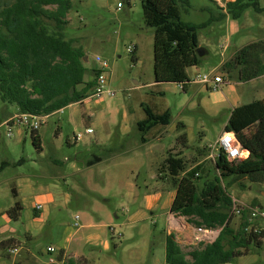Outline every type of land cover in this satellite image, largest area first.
Segmentation results:
<instances>
[{
	"label": "rangeland",
	"instance_id": "rangeland-1",
	"mask_svg": "<svg viewBox=\"0 0 264 264\" xmlns=\"http://www.w3.org/2000/svg\"><path fill=\"white\" fill-rule=\"evenodd\" d=\"M118 3L122 4L121 8ZM179 5L183 21L199 25L207 23L206 27L199 30L198 37L199 46L205 47L208 54L203 56L201 65L188 68L190 80L197 73H213L223 77L226 84L239 81L237 71L229 77L221 67L214 68L223 58L222 54H228V47L235 53L247 44L264 41V11L258 13L248 8L239 19H232L226 14L223 0H189V3L180 2ZM260 5L264 7V0H260ZM222 13L226 14L224 19H220ZM68 19L66 38L78 39L76 45L82 46L88 56V61H85L88 68H95L97 56L107 63L106 89L115 92V95L105 93L99 98L90 96L83 103L69 105L66 111L45 118L38 130L42 139L41 150L33 145L29 130L23 131L15 125L13 135H6L8 126L5 120L16 108L0 100V216L3 210H8L19 200L12 188L20 179H30L36 189L48 186L56 194L63 191L74 195L71 208L58 219L49 220L43 235L37 240L36 251L40 254L37 260L41 264H48L49 256L45 253L47 244L58 246L60 230L62 232L64 227H68L74 232L76 224L82 222L77 221L76 215H80L82 220L84 211L90 210L87 207L90 202L82 201L83 197L79 200L85 193L88 199L104 205L102 213L94 214V221L104 225L97 231L111 244L108 251L100 246L89 253L86 248L84 254L89 255L91 264H165L166 213L170 209L176 186L172 178L165 181L152 180L149 174L161 163L163 151L178 145L184 151L181 156H188L186 168L198 169L196 183L203 187L215 174L217 156L211 157V147L223 133L230 108L227 104H211L212 91L207 90L203 84L191 83L186 90H182L178 83L155 82L154 28L146 25L140 0H72ZM261 57L264 61V54ZM86 79H92L91 73L86 75ZM238 90L242 97L241 104L264 99V76L241 84ZM201 98L210 103L207 111L199 106ZM144 105L155 112L170 110L172 115L170 126L159 125L147 133L150 142L146 145L137 127V123L145 117ZM86 114H94L92 123ZM180 122L188 126L185 129L188 134L186 145L178 138L183 132L176 128ZM89 127L93 130L91 134L86 133ZM158 131H161L162 140L153 138ZM79 133L81 138L74 143V135ZM93 140L98 143L92 151L94 154L104 157L105 150L117 149L120 152L126 148L130 151L124 158L126 166L140 165L141 168L132 174V182L136 185L132 203L126 201L125 192L119 194V179L126 169L123 162L119 164L120 171L113 169L115 161L106 160L95 166L94 182L91 185L84 183V190L80 191L82 194L76 193V182L83 176L72 174V158L78 157L84 161L91 157L92 154L86 152V146L92 144ZM213 152L219 153L217 149ZM54 159L62 164L53 163ZM2 163L5 165L2 166ZM53 172L64 176L54 177ZM113 174L114 177L119 176L118 180H113ZM242 181L247 189L244 191L239 184L234 185L229 190L233 199L237 200V204L255 200V206L264 210V184L249 183L245 179ZM145 195L159 197L156 207L151 211L143 207ZM40 202L32 207V203L27 205L21 202L23 209L19 220H10L8 224L0 222V238L14 235L24 240L30 225L28 212L35 213L36 207L42 205ZM240 206L243 207V204ZM140 209L148 213L147 217L131 222L129 216ZM104 213L109 215V219L101 216ZM42 214L43 211L36 218H41ZM110 225L116 228L115 233L110 231ZM195 246L183 245L185 250ZM16 259L17 254H10L7 248L0 247V264H12Z\"/></svg>",
	"mask_w": 264,
	"mask_h": 264
},
{
	"label": "trees",
	"instance_id": "trees-1",
	"mask_svg": "<svg viewBox=\"0 0 264 264\" xmlns=\"http://www.w3.org/2000/svg\"><path fill=\"white\" fill-rule=\"evenodd\" d=\"M223 1L226 14L232 19H239L248 8L258 13L264 11L260 0ZM140 2L146 25L154 28L155 82L183 84L186 90L190 81L188 68L203 62V56L197 53L198 32L207 23L199 25L182 20L179 3H189V0ZM71 9L72 0H0V100L15 105L19 113L50 116L69 105L82 103L93 94L98 70L86 65L87 54L82 46L76 45L78 39L66 38ZM226 14L222 13L220 19ZM262 54L264 41L247 44L221 68L229 77L237 71L239 81L264 76ZM133 61L136 62L134 56ZM90 73L92 79L87 80L86 75ZM143 110L145 117L137 123L143 136L156 126L171 123L170 110L155 112L147 105ZM178 126L184 128L182 123ZM225 130L235 134L249 156L231 162L219 151L215 174L203 187L196 183L198 169L182 175L186 161L179 154L170 153L159 169L166 172L176 186L170 211L196 228L220 231L213 242L200 241L189 250L180 245L174 233L166 234L165 264H224L261 247L264 233L253 227L248 209L243 210L240 223L232 225L234 200L229 190L236 184L245 190L247 185L243 179L264 184V99L234 108ZM31 136L33 145L41 150L38 131H31ZM178 138L186 144L185 131ZM12 191L16 197L14 189ZM22 209L21 203L16 201L6 213L17 221ZM14 244L13 239H7L0 242V247L13 249ZM62 255L58 256L59 260ZM74 263L70 259L66 264Z\"/></svg>",
	"mask_w": 264,
	"mask_h": 264
},
{
	"label": "crops",
	"instance_id": "crops-1",
	"mask_svg": "<svg viewBox=\"0 0 264 264\" xmlns=\"http://www.w3.org/2000/svg\"><path fill=\"white\" fill-rule=\"evenodd\" d=\"M233 30V29H232ZM234 31V30H233ZM228 54H222L224 55L222 59H220L218 61V63L216 64L215 68H220L222 67V65L228 61L233 55L234 52L230 50V47L227 48ZM208 54V52L204 55V57ZM203 57V58H204ZM221 77V76H220ZM263 77V76H261ZM223 78V77H222ZM260 78V77H258ZM257 79V78H255ZM255 79L249 80V81H237L231 83L228 82V84L225 83V80L223 78V82L219 83V84H214L213 82L207 84V85H203L207 90H211L212 92H210V100H212L211 104L214 105H224L227 104L229 109L228 112V116H227V120L224 122V130H225V126L228 122V119L231 115V112L234 108L242 105L241 104V93L238 90V87L241 84L247 83V82H252ZM225 86V90L223 89V87ZM222 88V89H221ZM202 90H204L202 88ZM201 91V90H200ZM85 101V100H84ZM83 101V102H84ZM82 102V103H83ZM209 101L205 98H201L200 99V104L199 106L207 111V109H209ZM16 111L11 114L10 116H7L6 120L7 121L9 118H11L14 115L19 114L18 108L15 106ZM67 108V107H66ZM66 108L52 114V116L57 115L59 113H62V111H66ZM204 111V112H205ZM77 114V113H76ZM87 115V114H86ZM51 116V115H50ZM49 116H46L45 118L47 119ZM87 119H89L91 121V123L93 122V118H94V114H90L87 115ZM104 122V121H103ZM171 123H172V119H171ZM171 123L167 126H170ZM182 123V122H180ZM184 125V128L180 129V127L177 125L176 128L177 130L180 129V131H185V129H188V126L185 123H182ZM90 125V124H89ZM90 128V127H89ZM174 128V127H173ZM23 131H26L25 129H22ZM223 130V131H224ZM151 131V130H150ZM93 133V132H92ZM187 134V133H186ZM188 136V134H187ZM157 140H162V134L161 131H158L155 133V135H153V138H156ZM74 143H77L80 139H76L75 135H74ZM142 141L146 144H148L150 142V138L147 136V134H145L143 136ZM186 145V144H184ZM98 146V143L96 141L93 140L92 144L86 146V152H89L92 154L91 157L85 158L84 161H82L80 158H72L73 162L71 163V170H72V174L75 175H81L83 176V178L81 180H78L76 183V193L81 195L82 193H80L81 190H84V183H87V185H91L94 180H95V176L93 174V170L94 167L97 165L102 164L104 161L106 160H110V161H115L114 165H113V169L116 168L117 171H120L119 168V164L120 162H123L126 166V159H124L126 157V155H129L130 151L127 150L126 148H122L121 151H117V149H108L104 151V157L94 154L92 151L95 147ZM139 146V145H138ZM134 150H132L133 152ZM164 154L162 155V160H161V166H159L160 164L156 165L154 167V172L149 174V178H151L152 180H157V179H162V180H170V176L164 172L161 173L159 171V169L163 166L166 158L168 157V155L171 154H179V156H181L183 154V149L179 148L178 145H173L171 146L169 149H167L166 151H163ZM121 155L120 158L117 157V155ZM249 156V151L245 150L243 153V157L244 159L247 158ZM182 157V156H181ZM186 157L185 156L184 160L186 161ZM100 160L99 162H96L97 160ZM68 160V159H66ZM53 163L59 165L62 164L61 161L54 159ZM141 167L139 164H129V166H126V169L124 170V172H122V176L119 179V194H121L122 192H125V197H126V201H128V203H132L135 199V194H136V185L135 183L132 182V174L134 171L139 170ZM191 168H186V171L182 173V175H185V173L189 170H191ZM54 177H63L64 175L60 174V173H55L53 172ZM118 175L114 177V174L112 175L113 180H118ZM34 185L31 184L30 179L28 178H24V179H20L18 184L16 183L12 189H14V191L16 192V198L19 199L17 201H21L22 203H25L27 205L31 204L32 206H34L38 201H42V207L40 210H35V213L32 212H28V219L30 221V225L27 227V231L25 234V239L24 240H20L18 237L14 236V235H7V236H3L0 238V242L3 240H7V239H13L14 241V248L15 252L14 253H10L8 248V252L10 254H17L18 255V259H16L15 261H19L22 262L24 264H41L38 260H37V256L40 255L37 251H36V247H38L37 240L43 235L44 232V228L47 226V223L49 220L51 219H58L63 212L68 211L73 203V198L74 195L68 193V192H59V193H54L53 190H51L50 187L45 186V187H38V189H36V187H33ZM234 187V185L232 186V188ZM231 188V189H232ZM57 189V187H56ZM247 189V188H246ZM246 189L244 191H246ZM37 191V192H36ZM36 192V193H35ZM35 193V194H34ZM116 193L118 194V191H116ZM176 195V192H175ZM174 195V197H175ZM81 198L79 200H83L84 202H90V206H87L90 208V210L88 211H84V215L81 217L80 215H78V220L77 221H82L81 224H78L77 229L74 232H71L70 229L68 227H64L62 229V232L60 230L61 236H59L57 244L58 246H56L54 243H48L47 247H54L55 248V252L53 254H48L47 253V248H45V253L48 254V256H55L58 260V262L56 264H66L68 260L72 259L75 263L74 264H91V260L89 258V255H85L84 251L87 249H89V253L93 251V249L102 246L103 250L108 251L111 248V244L109 241L104 240L103 239V235L102 233H99L97 230H99L100 226H104L103 224L98 225V223H95L94 221V214H100L104 211V205H102L101 203L99 204L98 201L96 200H90L88 199L89 197H85V193L82 194L80 196ZM173 197V200H174ZM158 195H145L144 199H143V207L144 209H146V211L148 210H152L156 207V204L158 202ZM253 199V198H252ZM173 200H171L173 202ZM254 200V199H253ZM107 201V200H106ZM16 202V201H15ZM20 202V203H21ZM172 202L170 204V208L172 205ZM41 203V202H40ZM254 201H245V202H240V205L243 204L244 206H254ZM24 204V205H25ZM92 206L94 209H92ZM7 210H3L1 212V216L0 218H2L0 220V222H3L5 224H8V222L12 219H10L6 213ZM43 211V216L41 218H36L39 217L41 212ZM144 211L143 209L137 210L136 212H134L133 214H131L129 216V219L132 221L135 220H139V219H144L147 217L148 213ZM152 214V213H151ZM76 215V216H77ZM242 215V214H241ZM241 215H237L235 217H233L232 220V225L237 226L240 221H241ZM102 217H106L109 219V215L106 213L101 214ZM8 220V221H7ZM111 220V219H110ZM251 222V221H250ZM253 223V227L256 228V230L263 232L264 233V222L262 221V219H256L254 221H252ZM96 228V231H93V229ZM110 231H112L113 233L116 232V228L113 227L112 225L109 226ZM219 230H217L216 232L214 231V233L212 234L211 237H207L204 234H198L197 230L195 227L190 226V224L186 221V219L182 216H177L174 213H172L169 209V211L166 213V234H171L174 233L177 237L178 242L180 243L181 246H185V245H197L200 241H206L208 243H211L217 236ZM57 233H59V228H57ZM56 233V234H57ZM164 243H165V239H164ZM165 245V244H164ZM264 237L262 238V244H261V250H250L246 255L240 256L238 258H236L234 261L228 262V263H224V264H264ZM63 253L62 255V260L58 259V256ZM14 261V262H15ZM79 261H82L79 262Z\"/></svg>",
	"mask_w": 264,
	"mask_h": 264
},
{
	"label": "built area",
	"instance_id": "built-area-1",
	"mask_svg": "<svg viewBox=\"0 0 264 264\" xmlns=\"http://www.w3.org/2000/svg\"><path fill=\"white\" fill-rule=\"evenodd\" d=\"M118 7L121 8L122 4L118 3ZM130 50H133L130 48ZM107 68V63L104 62L101 57L97 56L95 61V69L98 70V75L96 76V81L93 89V94L91 96L99 98L102 97L103 94L115 95V92L106 89V85L108 82V78L105 75V69ZM213 82L214 84H219L223 82V78L214 75L213 73L208 74H200L197 73L190 81L189 84H203L207 85ZM182 90H185V85H179ZM45 116L33 115L30 113H19L17 115L12 116L7 121H5V125L8 126L7 136L11 137L13 135V127L19 126L21 129H27L29 131H38L40 126L42 125ZM93 132L92 128H87L86 133L91 134ZM75 138L78 140L81 138V134L75 135ZM222 151L225 153L227 159L231 162L243 160V152L245 149L242 148L240 142L236 139L235 134L230 131H223L219 139L216 143L211 147V157L217 156L213 151L215 150ZM231 194V193H230ZM232 196V195H231ZM234 200V199H233ZM41 205L36 207L37 210L41 209ZM244 209H248L249 211V221H254L256 219H264V210L258 206H240L237 204V200H234V211L233 214L241 215ZM78 215L76 219L78 220ZM78 226V224H76ZM198 234H204L207 237H211L214 233V230H208L202 227L196 228ZM47 253L53 254L56 250L54 247H47ZM10 253H14L15 249H9ZM58 262L55 256H50L48 259V264H56Z\"/></svg>",
	"mask_w": 264,
	"mask_h": 264
},
{
	"label": "water",
	"instance_id": "water-1",
	"mask_svg": "<svg viewBox=\"0 0 264 264\" xmlns=\"http://www.w3.org/2000/svg\"><path fill=\"white\" fill-rule=\"evenodd\" d=\"M207 52H208V51L205 49V47H201V46H199L198 49H197V53H198V55L201 56V57L204 56ZM84 61H86V62L88 61V56H85ZM219 232H220V231H218L217 236H218ZM217 236H216V238H217ZM216 238H215V239H216ZM215 239H214V240H215ZM214 240H213V241H214ZM213 241H212V242H213Z\"/></svg>",
	"mask_w": 264,
	"mask_h": 264
},
{
	"label": "bare ground",
	"instance_id": "bare-ground-1",
	"mask_svg": "<svg viewBox=\"0 0 264 264\" xmlns=\"http://www.w3.org/2000/svg\"><path fill=\"white\" fill-rule=\"evenodd\" d=\"M244 153V152H243Z\"/></svg>",
	"mask_w": 264,
	"mask_h": 264
}]
</instances>
